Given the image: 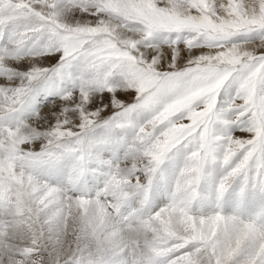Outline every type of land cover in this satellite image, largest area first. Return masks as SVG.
I'll return each mask as SVG.
<instances>
[{
  "label": "snow or ice",
  "instance_id": "1",
  "mask_svg": "<svg viewBox=\"0 0 264 264\" xmlns=\"http://www.w3.org/2000/svg\"><path fill=\"white\" fill-rule=\"evenodd\" d=\"M0 264H264V0H0Z\"/></svg>",
  "mask_w": 264,
  "mask_h": 264
},
{
  "label": "rangeland",
  "instance_id": "2",
  "mask_svg": "<svg viewBox=\"0 0 264 264\" xmlns=\"http://www.w3.org/2000/svg\"><path fill=\"white\" fill-rule=\"evenodd\" d=\"M45 111H47V109H44Z\"/></svg>",
  "mask_w": 264,
  "mask_h": 264
}]
</instances>
